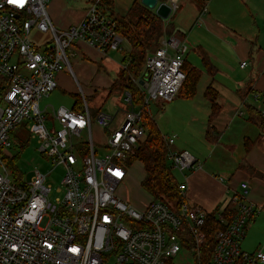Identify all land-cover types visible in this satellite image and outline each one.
<instances>
[{"label":"built area","instance_id":"1","mask_svg":"<svg viewBox=\"0 0 264 264\" xmlns=\"http://www.w3.org/2000/svg\"><path fill=\"white\" fill-rule=\"evenodd\" d=\"M51 1L0 0V152L12 146L14 130L24 123L38 140L39 151L65 169L62 188L54 193L40 171L29 182H16L0 160V264H173L183 249L192 253V264H264L263 250L249 253L241 248L248 222L264 213V206L249 200L248 182L231 192L235 217L226 222L223 212L217 215L226 227L216 233L208 263L200 256L207 212L185 202L175 210L155 198L139 210L122 197L120 189L130 173L128 158L145 133L141 110L129 91H123L124 101L132 109L116 128H111L114 116L99 112L93 118L87 106L84 112L59 107L51 113L41 107V100L58 88V74L71 70L75 42L106 55L121 51L125 41L101 0L90 2L82 22L66 30L52 24L47 12ZM164 3L171 8L164 20L168 26L180 0ZM34 34L43 40L37 43ZM187 53V44L172 33L148 55L145 83L140 85L146 107L150 101L177 98L186 81ZM247 65L241 63L242 68ZM253 99L259 102L261 95L255 93ZM93 120L105 130L106 141L99 147ZM85 132L89 142L73 143ZM175 139L166 138L172 168L183 175L200 170L202 164L189 151L171 150ZM179 191L185 197L186 182Z\"/></svg>","mask_w":264,"mask_h":264},{"label":"crops","instance_id":"2","mask_svg":"<svg viewBox=\"0 0 264 264\" xmlns=\"http://www.w3.org/2000/svg\"><path fill=\"white\" fill-rule=\"evenodd\" d=\"M210 4L212 8H207L206 13L203 8L191 28L183 19L177 26L172 25V22L169 24L170 28H174V33H181L177 35L183 42L192 39L198 44L196 50L202 66L195 67L201 71L199 83L204 77L206 79L203 89L204 109L201 111L204 115L199 121L194 119L195 129L189 126L192 132L183 126L185 130L179 129L172 136L177 139L181 131H186L189 136L200 138L203 144H210L209 161L204 162L200 170L184 174L185 180L181 182L187 185L185 203L199 207L208 214L218 215L228 207L234 208L231 192L238 189L242 182H248L250 186L249 200L264 206V135L249 120L247 111L251 107L260 113L264 112V106H260L261 100L264 105V0H213ZM89 5L90 2L73 4L70 0H52L47 12L57 29L66 30L82 22ZM227 13L238 19L244 18L242 20L245 22L238 28L246 31L244 34L248 37H238L237 32H230L223 25L222 20L227 17ZM197 28L200 31L196 32ZM74 47L76 55L71 59V70L58 74V88L49 97L43 98L46 103L43 109L51 113L52 109L66 107L84 112L87 106L94 118L97 113L104 112V105L93 104L91 108L87 98L94 99L99 91L110 90L114 84L110 81V74L119 67L122 69L125 64L123 60L119 63L110 58V52L104 55L85 43L75 42ZM204 57L208 58L209 64L205 63ZM242 62H248V65L242 68ZM121 69L116 73V79ZM208 88L217 94L214 102L207 96ZM255 93L261 95L259 102L253 99ZM196 95L191 99H183L193 103ZM213 104L218 109L214 116ZM124 115L118 112L112 115L115 118L114 126L123 123ZM175 151H189L199 160L195 153L182 145L177 144ZM219 176L226 181L219 182ZM130 177L124 186L130 183ZM121 195L124 197L122 192ZM241 248L249 253L264 251V213L248 222L247 237Z\"/></svg>","mask_w":264,"mask_h":264},{"label":"rangeland","instance_id":"3","mask_svg":"<svg viewBox=\"0 0 264 264\" xmlns=\"http://www.w3.org/2000/svg\"><path fill=\"white\" fill-rule=\"evenodd\" d=\"M73 4H83L89 3V0H70ZM136 0H114L113 11L116 17H124L127 15L128 11L133 6ZM213 0H208L205 4L200 2L199 0H182L180 2L181 10L174 13L172 16L171 22L172 25H176L179 23L181 19H183L190 28L192 24L196 22L198 18L199 12L201 13L204 7L211 9L212 5L210 4ZM49 5V4H48ZM227 17L222 20L223 25L229 29L230 32H237L238 37H248L244 34V30L238 28L239 25H243L245 22L244 18L238 19L236 16L231 14H226ZM246 18V17H245ZM194 21V22H193ZM168 27V26H167ZM264 27V26H263ZM187 28V27H186ZM196 28V27H194ZM200 31V28L196 29V32ZM191 32L189 33L188 37L190 36ZM33 39L40 43L43 40V37L39 36L38 34L33 35ZM188 46V53L186 56V60L190 63L193 67L201 68V60L199 53L197 52V43L192 39L187 41ZM129 52V45L126 41L122 44V50L119 52H110L109 57L114 59L115 61L121 63L123 58ZM240 63V62H239ZM248 63V62H247ZM239 66V64H238ZM121 68L119 67L118 70L111 73L110 71V78L111 82L114 83L116 80V76ZM145 72V67H144ZM206 84L205 77L201 80L198 85L197 95L193 99V103L184 100L181 97L176 98L172 102H155L150 101L149 106L147 107V111L149 116L157 123L160 131L168 138L172 135H175L177 130L189 129V126L194 128V119H198L202 117L201 111L204 109V102L205 98L203 96V89ZM143 96H146V91H142ZM89 102V106L92 108L93 104L104 105L103 111L108 114H115L116 112L120 114H125L129 111L131 106L124 101V92L119 90H101L98 92L94 99L87 98ZM74 103V101H73ZM40 105L42 108L45 107L46 103L41 100ZM260 106H264L262 100L260 102ZM110 110H114L115 112H111ZM137 111H140V108L136 107ZM110 111V112H109ZM206 115V114H205ZM117 122V121H116ZM192 123V124H191ZM92 134L93 139L95 142V146L99 147L101 144H104L106 141L105 138V130L99 127L96 122L93 120L92 122ZM191 124V125H190ZM117 126V125H116ZM114 124L111 128L116 127ZM195 129V128H194ZM185 130V129H184ZM192 132V129H189ZM147 134L146 128L145 133L142 139L145 138ZM206 140H203L205 142ZM79 142H89V134L85 132L82 134L80 138H73V143ZM176 144L171 146V150L176 152L175 149L177 148V144L180 146L182 145L186 149L190 150L192 153H195L199 157V162L203 165L204 162L209 161V154H210V144L202 143L200 138L191 137L188 135L186 131H181L179 138L176 139ZM202 143V144H200ZM205 147V148H204ZM40 145L36 138L32 137L31 132L26 128L25 124L19 125L13 132L12 137V146L10 148L4 149L0 152V160H3L4 166L8 169L9 173L11 174L10 177L14 180V175L12 174V165H10L8 158H15V178L21 177L24 181H31L35 172L38 170L42 174L46 175L47 177V184L51 185L53 188L54 193L60 188H62V179L65 175V169L62 165L56 164L52 159L48 158L45 154H42L39 151ZM168 166L171 168L172 173L177 177V179L181 182L184 181V175L174 170L172 168L171 162L167 161ZM128 164L130 166V183L127 185H123L120 191L124 194V199L128 202H133L131 204H135L136 208L142 210L151 200L152 196L147 193L142 187V181L146 177V171L142 163L138 162H130L128 158ZM205 165V164H204ZM203 165V166H204ZM207 167V166H206ZM206 169V168H205ZM190 172H186L185 174H189ZM222 177V176H221ZM226 180V179H225ZM182 183V182H181ZM173 264H192L193 263V256L192 253L187 250L183 249L176 257L172 260Z\"/></svg>","mask_w":264,"mask_h":264},{"label":"trees","instance_id":"4","mask_svg":"<svg viewBox=\"0 0 264 264\" xmlns=\"http://www.w3.org/2000/svg\"><path fill=\"white\" fill-rule=\"evenodd\" d=\"M95 0H89L92 2ZM160 3L166 0H158ZM114 0H101V8L109 13L117 24V31L122 35L124 40L130 45V52L123 59L125 67H122L118 78L115 80L112 90L129 91L134 97V104L141 109L142 124L146 128L147 134L141 139L137 148L130 155V162L139 161L143 164L146 177L142 181L143 189L153 198L168 203L173 209L179 210L184 203V197L181 196L179 185L181 182L172 173L168 166V146L166 138L160 131L157 123L149 116L147 107L144 104V96L140 83L145 80V62L149 54L159 48L162 37L166 34L174 33V28L165 24L164 20L156 15V12L142 5L141 0H136L124 17H116L113 11ZM176 34H181L176 32ZM205 63L209 64L207 57H204ZM184 72L186 81L183 84L178 96L185 99L193 98L197 93V86L201 78V71L193 67L185 59ZM207 96L214 102L217 94L208 88ZM79 101V100H77ZM215 104H213L214 108ZM78 111L76 109H73ZM249 120L257 125L264 135V118L261 113L254 109L248 108ZM218 112L217 108L213 109V116ZM248 148V146H247ZM12 165V174L14 181L20 182L21 177L15 178V158H8ZM236 215L234 208H227L223 212L226 222H230ZM226 227L217 214H208L204 231L206 233L205 245L200 252L204 263H208L211 258L212 249L215 246V235L219 230Z\"/></svg>","mask_w":264,"mask_h":264},{"label":"water","instance_id":"5","mask_svg":"<svg viewBox=\"0 0 264 264\" xmlns=\"http://www.w3.org/2000/svg\"><path fill=\"white\" fill-rule=\"evenodd\" d=\"M142 5L146 8L156 12V15L162 20H167L171 14V8L165 3H159L158 0H141ZM144 81L140 83L141 86L144 85Z\"/></svg>","mask_w":264,"mask_h":264},{"label":"snow or ice","instance_id":"6","mask_svg":"<svg viewBox=\"0 0 264 264\" xmlns=\"http://www.w3.org/2000/svg\"><path fill=\"white\" fill-rule=\"evenodd\" d=\"M11 3H23V0H10Z\"/></svg>","mask_w":264,"mask_h":264}]
</instances>
